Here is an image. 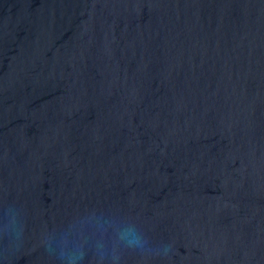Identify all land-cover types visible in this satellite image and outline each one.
Masks as SVG:
<instances>
[{"label":"water","instance_id":"obj_1","mask_svg":"<svg viewBox=\"0 0 264 264\" xmlns=\"http://www.w3.org/2000/svg\"><path fill=\"white\" fill-rule=\"evenodd\" d=\"M0 264H264V0H0Z\"/></svg>","mask_w":264,"mask_h":264}]
</instances>
